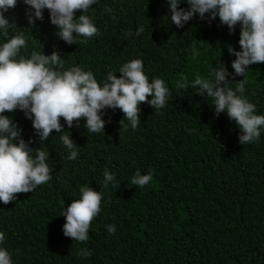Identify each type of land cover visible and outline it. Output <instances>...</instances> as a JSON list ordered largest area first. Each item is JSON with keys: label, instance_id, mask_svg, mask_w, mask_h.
Returning <instances> with one entry per match:
<instances>
[{"label": "trees", "instance_id": "obj_1", "mask_svg": "<svg viewBox=\"0 0 264 264\" xmlns=\"http://www.w3.org/2000/svg\"><path fill=\"white\" fill-rule=\"evenodd\" d=\"M180 6L186 7L183 0ZM91 7L84 14L92 17L99 35L84 43L66 44L56 37L47 10L29 26L22 0L5 15L14 24L10 35L16 28L24 32L25 56L55 48L63 69L78 65L98 83L109 70L140 58L149 80L164 79L171 96L159 113L141 102L135 130L120 127L119 109L105 110L100 133L85 131L83 120L65 126L78 146L71 161L54 130L47 141H37L21 111L4 113L25 141L32 138L30 147L48 149L52 169L47 183L0 203V231L14 264H264V132L257 142L240 145L234 122L214 115L210 98L195 94L190 85L176 86L207 75L219 60L231 72L234 57L221 45L238 50V26L229 35L218 19L193 18L176 28L168 24L164 0H97ZM138 27L144 30L135 36ZM129 31L133 35L125 38ZM240 79L233 77L229 87ZM245 79L244 95L257 114H264V62L250 65ZM106 168L115 174L116 187L102 185ZM137 169L141 174L151 170L152 180L143 187L130 183ZM82 185L103 195L89 239L77 242L62 234L65 221L59 215L79 198ZM108 224L115 225L112 234ZM81 249H90L91 255H77Z\"/></svg>", "mask_w": 264, "mask_h": 264}, {"label": "clouds", "instance_id": "obj_2", "mask_svg": "<svg viewBox=\"0 0 264 264\" xmlns=\"http://www.w3.org/2000/svg\"><path fill=\"white\" fill-rule=\"evenodd\" d=\"M181 2L164 0L168 24L181 28L193 18L206 23L218 19L219 25L227 27L229 35L237 26L239 33L238 50L229 43L220 44L234 57L230 61L231 72L219 60L218 65L210 66L207 75H197L191 81H177V88L190 85L195 94L210 98L213 114L222 113L234 122L239 130L240 145L257 142L264 132V114H257L256 106L244 93L247 69L252 64L264 62V0H183L186 7H181ZM16 3L17 0H0V203L3 204L15 201L16 194L31 193L52 179L48 149L30 147L32 138L25 141L21 129L5 112L21 111L30 121L37 141H47L54 130L67 152L65 158L71 161L78 156V146L65 126H79L83 120L85 131L100 133L107 122L102 119L105 110L119 109L123 114L120 127L135 130L141 123L138 116L141 102L159 113L171 96L164 79L153 77L149 80L140 58L124 62L115 71L109 70L98 83L91 71H84L78 65L63 69L64 61L55 48L50 54H44L42 47L28 56L21 54V50L27 48L24 32L15 27V34L10 35L9 29L14 24L5 15ZM22 3L29 26L42 20L47 10L49 23L56 30L55 36L66 44L84 43L99 35L92 17L84 14L97 0H22ZM76 10L80 11L78 16ZM104 11L111 13L108 7ZM143 30L138 27L134 35L139 36ZM124 35L128 38L133 33L129 31ZM78 37L83 39L78 40ZM197 55L198 51L193 48V58ZM237 76L243 79L236 80L234 88L229 87V82ZM185 131L192 134L195 129ZM151 180V170L141 174L137 169L130 183L143 187ZM101 183L104 187H116L115 174L104 169ZM102 195L88 185L79 188V198L64 206L59 215L64 217L62 234L65 237L77 242L89 239L90 222L100 211ZM105 228L109 234L115 231L112 224ZM5 239V233L0 231V264H14ZM77 255L89 257L91 250L81 249Z\"/></svg>", "mask_w": 264, "mask_h": 264}]
</instances>
